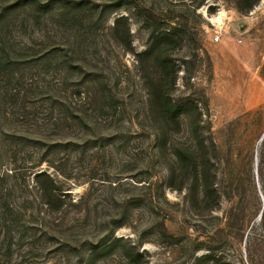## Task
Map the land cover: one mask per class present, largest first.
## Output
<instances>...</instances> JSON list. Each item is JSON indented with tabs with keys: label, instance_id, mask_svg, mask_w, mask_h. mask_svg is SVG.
<instances>
[{
	"label": "rangeland",
	"instance_id": "374dc122",
	"mask_svg": "<svg viewBox=\"0 0 264 264\" xmlns=\"http://www.w3.org/2000/svg\"><path fill=\"white\" fill-rule=\"evenodd\" d=\"M0 264H264V0H0Z\"/></svg>",
	"mask_w": 264,
	"mask_h": 264
},
{
	"label": "trees",
	"instance_id": "16d2710c",
	"mask_svg": "<svg viewBox=\"0 0 264 264\" xmlns=\"http://www.w3.org/2000/svg\"><path fill=\"white\" fill-rule=\"evenodd\" d=\"M260 0H237V5H238V9L239 11H241L242 13H247L250 12L254 9V7L256 6V4L259 2ZM161 36H172V33L170 32H163V35ZM149 54V51L143 53L140 55L141 59H139V63L142 64L144 63V59L147 55ZM164 61L162 58H158L156 60V64L159 66L161 64H163ZM160 67V66H159ZM144 71V68L142 69ZM143 79H146V76H143ZM159 80V82L162 80V75L158 76L157 81ZM146 81V80H145ZM155 81V80H154ZM195 107V106H194ZM184 105L183 104H173L171 102V100H169L168 98L165 97L164 102L160 103V106L158 107L159 112L161 113V115L170 123L174 122L177 118H179L180 114L184 111ZM178 121V120H177ZM176 122V121H175ZM49 178V177H48ZM43 193H50V195L53 197V200L51 202H47L48 206L50 205H55V204H61V200H62V196L61 194L58 192V189L53 186L51 189H49V191H45L44 189L41 190ZM65 195V194H62ZM51 203V204H50ZM119 240L116 239L115 237H113L112 239H110L108 242H106L103 246H101L99 249L95 250V252H93V256L95 254H98L101 250H110V248H112L114 246L115 242H118ZM95 253V254H94ZM142 253H140V251H137L135 256L137 257H141Z\"/></svg>",
	"mask_w": 264,
	"mask_h": 264
},
{
	"label": "built area",
	"instance_id": "2783aa9c",
	"mask_svg": "<svg viewBox=\"0 0 264 264\" xmlns=\"http://www.w3.org/2000/svg\"><path fill=\"white\" fill-rule=\"evenodd\" d=\"M219 40H220V37L216 36L215 41H219Z\"/></svg>",
	"mask_w": 264,
	"mask_h": 264
}]
</instances>
